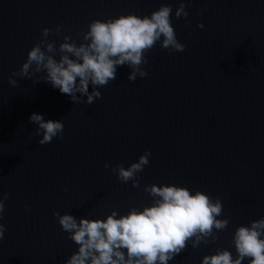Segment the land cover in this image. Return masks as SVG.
I'll return each mask as SVG.
<instances>
[{
	"label": "water",
	"instance_id": "water-1",
	"mask_svg": "<svg viewBox=\"0 0 264 264\" xmlns=\"http://www.w3.org/2000/svg\"><path fill=\"white\" fill-rule=\"evenodd\" d=\"M180 2L0 0V192L9 194L0 264H64L77 246L53 212L102 220L116 211L119 218L151 206L146 185L219 196L218 219L229 221L215 243L196 249L189 243L168 264H201L218 248L235 257L234 230L264 217V0H183L188 15L176 19ZM161 5L172 8L185 51L170 53L158 42L142 66L146 78L129 82L131 70L119 67L91 105L73 104L43 81L11 77L43 28L63 25L62 34L79 44L76 34L92 20L143 17ZM33 113L62 120L63 139L43 146L41 137L30 140ZM145 151L151 156L137 174L139 187L121 183L111 167L127 168Z\"/></svg>",
	"mask_w": 264,
	"mask_h": 264
},
{
	"label": "clouds",
	"instance_id": "clouds-1",
	"mask_svg": "<svg viewBox=\"0 0 264 264\" xmlns=\"http://www.w3.org/2000/svg\"><path fill=\"white\" fill-rule=\"evenodd\" d=\"M173 10L161 5L147 16L121 15L104 21L92 20L87 31L76 34L77 39L62 34L63 25L54 29L43 28L41 39L28 51L25 62L11 77L41 81L70 97L73 104L91 105L101 98L96 89L115 81L117 69L127 66L131 71L127 77L134 82L137 77L146 78L148 72L143 65L145 58L159 42L161 50L184 52L186 45L179 43L172 27ZM185 3L181 0L175 10V18H186ZM203 28V24H197ZM61 37L63 42L55 46L48 37ZM58 57V59H57ZM43 73V75H36ZM35 79L33 80V77ZM8 79L10 87H17L18 81ZM91 86L92 91H89ZM86 97V99H82ZM29 123L36 125L29 139L41 137L37 143L49 144L54 138L63 139L62 120H45L43 115L33 113ZM150 151H145L138 160L127 168L123 164L111 167V172L121 183L132 181L131 187L140 185L138 173L149 164ZM105 163L104 168L109 169ZM67 191V189H61ZM151 206L142 210L132 207L126 215L112 211L104 219H87L70 214L52 215L67 239L76 246L64 264H168L182 253L189 243L193 249L201 244L215 243L218 233L224 231L229 221L218 219L224 214L220 197L215 199L185 187L176 185H146ZM8 193L0 192V221L3 220ZM6 229L0 223V241ZM233 253L216 249L215 254L206 255L201 264H264V217L250 221L247 226H238L233 233Z\"/></svg>",
	"mask_w": 264,
	"mask_h": 264
}]
</instances>
